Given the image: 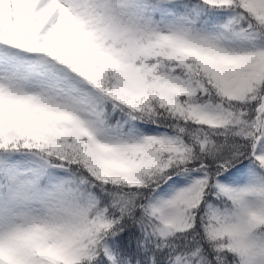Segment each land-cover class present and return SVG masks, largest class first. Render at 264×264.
I'll return each instance as SVG.
<instances>
[{"label":"snow or ice","instance_id":"1","mask_svg":"<svg viewBox=\"0 0 264 264\" xmlns=\"http://www.w3.org/2000/svg\"><path fill=\"white\" fill-rule=\"evenodd\" d=\"M0 264H264V0H0Z\"/></svg>","mask_w":264,"mask_h":264}]
</instances>
